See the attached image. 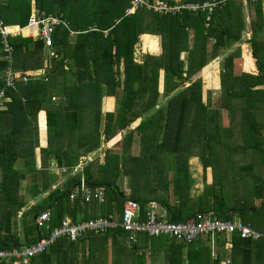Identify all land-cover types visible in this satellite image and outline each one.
<instances>
[{
	"label": "trees",
	"instance_id": "16d2710c",
	"mask_svg": "<svg viewBox=\"0 0 264 264\" xmlns=\"http://www.w3.org/2000/svg\"><path fill=\"white\" fill-rule=\"evenodd\" d=\"M33 2L66 26L51 34L50 58L39 39L7 37L11 64L0 36V89L7 68L15 78L0 111L1 251L22 252L49 239L65 218L119 221L127 200L140 205L141 217L155 202L156 217L170 223L212 213L264 231V0H0V20L24 27ZM156 2L173 10L159 11ZM143 35L157 37L158 52L137 61ZM154 49V38L144 37L142 50ZM251 60L255 71L246 72L244 61L247 67ZM212 64L219 69L218 106L204 80ZM106 99H114L112 112L103 110ZM132 146L139 147L136 155ZM191 158L202 167L195 195ZM49 160L64 170L59 185ZM81 178L91 189L104 188L103 203L71 198ZM44 211L50 218L38 228L34 218ZM143 237L131 249L120 229L76 242L60 237L25 264H264L262 240L222 235L228 259L219 249L213 259L206 239L167 238L154 247L165 236ZM0 264L21 263L12 256Z\"/></svg>",
	"mask_w": 264,
	"mask_h": 264
},
{
	"label": "built area",
	"instance_id": "2783aa9c",
	"mask_svg": "<svg viewBox=\"0 0 264 264\" xmlns=\"http://www.w3.org/2000/svg\"><path fill=\"white\" fill-rule=\"evenodd\" d=\"M157 5L156 9L159 11L166 10L171 11L173 9L167 8L165 5ZM214 4H209L211 8ZM195 9L196 7H190ZM177 9V8H176ZM43 12H38L35 7L32 9L31 15L27 24L24 27L5 25L0 20V36L2 40V49L5 54L4 59L10 64L12 63L13 50L8 45L7 37L18 36L39 39L43 42L46 49V55L50 58L54 53L51 51L52 37L51 34L60 25L66 26V23L60 16L56 15H44ZM29 29L33 31V34L25 36L23 31ZM40 72L34 73L37 76ZM14 75L11 68H7L3 74L4 86L0 89V111L5 109L4 102L7 98L5 92L9 88L14 87ZM24 81L27 79L24 78ZM83 158H81L82 161ZM81 165L79 163L78 167ZM64 172V170L62 169ZM75 195H80L83 202H90L92 199L98 203H103L105 198V190L103 187H97L95 189L89 188L83 178L80 183L74 189L71 194V198ZM147 213L145 218L141 217V208L136 201L127 200L122 205V211L120 220L116 221L112 215L105 218H98L96 220L85 221L81 223H73L70 219L65 218L59 227L55 228L50 235L49 239H40L35 246H31L26 250L19 252L13 250L11 252L0 250V260L10 257H16L19 262L25 264L29 257L41 254L44 252L50 243L60 237H65L72 242H76L84 235L93 232L95 234H103L106 231L120 229L125 235L127 242L134 244L137 241V235L145 234L149 237H162L165 236L175 241H183L186 244L197 242L202 239L207 240L210 255L213 259L217 257V246L221 245L219 238L222 235L232 236L237 235L241 239H251L254 241H264V231H256L249 224L242 222L240 219L234 220H219L216 219L212 213H198L186 221L178 223H170L167 220H161L156 217L158 205L155 202L149 203L147 206ZM164 212L163 210H161ZM50 213L48 211L42 212L40 215L34 218V223L38 228L44 226L49 220ZM224 244V243H223ZM226 264L229 263L226 260Z\"/></svg>",
	"mask_w": 264,
	"mask_h": 264
},
{
	"label": "rangeland",
	"instance_id": "374dc122",
	"mask_svg": "<svg viewBox=\"0 0 264 264\" xmlns=\"http://www.w3.org/2000/svg\"><path fill=\"white\" fill-rule=\"evenodd\" d=\"M33 8H34V2L32 3V9ZM142 47H143V44L141 43L140 49L136 50V52H135V58H136L137 61L140 59V54H145V53L142 52ZM218 71H219L218 70V65L217 64H212L211 68L204 74V80H205V82H207L206 83V87L212 90V97H213V100L212 101H213V105L214 106H218V104H219L218 102H219L220 93H219V86H216V80H211V77L210 76H213V74L214 75L218 74L217 73ZM114 104H115V102H114ZM107 105H108V103L106 104V106ZM114 108H115V106H114ZM228 121L229 120H228L227 116L224 115V124L226 126L229 124ZM109 145H111V144H109ZM132 147H133L132 148V153H130V154L136 155V153L139 151V147L138 146H132ZM101 155H103V154H100V163L103 162V156L101 157ZM16 168L19 171H22L23 170L22 164L20 162L19 163H16ZM148 172H149V170H148ZM189 173H190V176L192 178L191 179V191H192V194L195 195V194L198 193L199 188L202 186V167H201V162H200V160L198 158H191L189 160ZM140 177L143 179L146 176L140 175ZM125 181H126V179H124V184H125ZM29 222H32V219H30ZM167 242H169V239H167V237H165V238L162 237L158 241H154V245H155L154 247H160V246L166 244ZM125 244H126V246H127L128 249H131L133 247V244L127 242L126 239H125ZM76 247L78 249L77 250V252H78L77 254L79 256L80 255V242L77 243ZM144 252L146 254H148L151 251L145 248V251ZM224 260H222V261H224Z\"/></svg>",
	"mask_w": 264,
	"mask_h": 264
},
{
	"label": "crops",
	"instance_id": "0c3cea01",
	"mask_svg": "<svg viewBox=\"0 0 264 264\" xmlns=\"http://www.w3.org/2000/svg\"><path fill=\"white\" fill-rule=\"evenodd\" d=\"M263 13H264V9H263ZM153 37L154 38V42H155V49L152 50V51H143V53L145 54H151V55H156L157 52H158V48H157V37L154 36V35H143L142 38H141V43L143 44V38L144 37ZM245 61H244V64L242 66V68L246 71V72H252V71H255V65H254V61L251 60V64H249L247 67H245ZM219 70V69H218ZM218 74L214 75L213 76H210L211 77V80H216V86H219V71L217 72ZM207 83V82H205ZM213 84V83H212ZM209 89V88H208ZM215 93V92H214ZM214 95V94H213ZM213 99V98H212ZM108 103V105L106 106V104ZM105 105V106H104ZM103 105V110L105 112H112L114 110V99H106V102L104 103ZM108 107V108H107ZM41 117H43V128L41 127ZM37 126H38V133H39V142L42 144L45 140V133H46V116H45V113L43 111L39 112L38 115H37ZM103 142L101 144V147L103 146ZM91 156L92 154L88 155L87 157H83L82 161H89L91 160ZM103 155H101L102 157ZM19 163V162H18ZM37 167H39V160L37 159V164H36ZM48 172L49 174L56 180L55 181V184L59 185V183H61V181L63 180V171L62 169H60L57 165V162L55 160H49L48 161ZM55 185L52 186V188H54ZM21 214L19 213L18 214V218H20ZM143 235L145 234H139L137 235V241L134 243V244H139V242L142 240L143 238ZM133 244V245H134ZM142 247V246H139V248ZM145 248V247H144ZM148 248V247H147ZM219 249V253L220 255L224 256V258L228 259V253H227V250L226 248L223 246V245H218L217 246V251ZM78 249H76V257L77 259L79 258L78 256V252H77ZM143 250V248L141 249ZM217 253V252H216ZM211 256V255H210ZM223 260V259H222ZM227 261H221V264H226ZM229 264V263H228Z\"/></svg>",
	"mask_w": 264,
	"mask_h": 264
}]
</instances>
